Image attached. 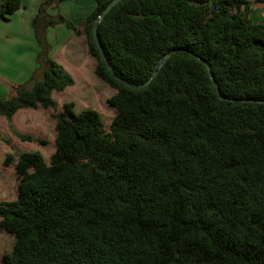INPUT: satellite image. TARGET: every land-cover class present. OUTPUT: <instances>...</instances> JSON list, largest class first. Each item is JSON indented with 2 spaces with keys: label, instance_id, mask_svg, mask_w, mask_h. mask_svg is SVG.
I'll return each mask as SVG.
<instances>
[{
  "label": "trees",
  "instance_id": "16d2710c",
  "mask_svg": "<svg viewBox=\"0 0 264 264\" xmlns=\"http://www.w3.org/2000/svg\"><path fill=\"white\" fill-rule=\"evenodd\" d=\"M46 0L33 20L40 77L11 86L0 115L57 109L53 91L75 84L50 57L47 29L64 23ZM84 23L94 74L117 92L110 133L94 110L53 114L56 152L8 154L17 199L0 202V228L14 236L3 264H264V20L239 13L264 0H94ZM22 0H2L9 20ZM173 54L160 69L158 62ZM205 60L218 83L213 85ZM227 99V100H226ZM0 140L8 143L0 131Z\"/></svg>",
  "mask_w": 264,
  "mask_h": 264
},
{
  "label": "crops",
  "instance_id": "0c3cea01",
  "mask_svg": "<svg viewBox=\"0 0 264 264\" xmlns=\"http://www.w3.org/2000/svg\"><path fill=\"white\" fill-rule=\"evenodd\" d=\"M45 2L46 0H22V8L9 20L0 18V99H7L11 95V86L30 85L35 77H40L38 64L40 45L34 33L33 20L39 7ZM95 6L94 0H67L60 3L57 8L48 9L51 16L62 15L72 22L79 32L75 33L64 23L47 29V41L51 47L50 57L61 64L75 80L74 86L62 92L53 91L54 99L57 94L60 95L77 86L78 74L90 76L94 73L96 61L89 54L86 37L82 31L87 17ZM260 15L264 17V12ZM19 111L13 116L11 122L18 132L20 130L16 127L14 118ZM1 117L3 116L0 115V119ZM4 127L5 132L0 131L3 138L9 142L11 140L4 137L6 129L10 130L7 120L4 122ZM1 145L6 147L4 141Z\"/></svg>",
  "mask_w": 264,
  "mask_h": 264
},
{
  "label": "rangeland",
  "instance_id": "374dc122",
  "mask_svg": "<svg viewBox=\"0 0 264 264\" xmlns=\"http://www.w3.org/2000/svg\"><path fill=\"white\" fill-rule=\"evenodd\" d=\"M261 12H264V5L262 4L254 5L251 11L248 12L245 9L239 11L253 23H259L264 20V17L260 15ZM76 79L78 82L76 87L56 95L54 100L58 103L59 108L44 109L39 107L38 109H23L15 116L14 123L16 122L15 125L20 130L19 132L32 135L37 141H21L14 136L11 129H6L4 137H8L11 141L5 143L6 147L1 145L3 141L0 142V202L17 199L19 181L14 165H4V160L8 154L16 157L20 153L40 152L45 162L47 164L50 163L51 157L56 152V121L52 116L64 111V103H73L76 113L87 109L98 112L101 115L105 133H110L116 110L108 104V99L114 96L117 91L96 77L94 73L90 76L80 73L76 76ZM4 122H6V119L1 117L0 130L5 132ZM13 247L14 236L0 228V264H3L2 258L5 254L13 252Z\"/></svg>",
  "mask_w": 264,
  "mask_h": 264
},
{
  "label": "water",
  "instance_id": "95a60500",
  "mask_svg": "<svg viewBox=\"0 0 264 264\" xmlns=\"http://www.w3.org/2000/svg\"><path fill=\"white\" fill-rule=\"evenodd\" d=\"M123 0H112L108 6L106 7V9L102 12L101 15H99L94 24H93V38L95 40V43L97 44L99 50H100V53L106 63V65L108 66L109 70L111 71L112 75L115 77V79H117L118 81L120 82H123L124 84H126L127 86L131 87V88H135V89H138V88H145V87H148L150 85V83L153 81V79L156 77L157 75V71L154 72L153 76L148 80L146 81L144 84H131V83H128V82H124L123 79H121L120 77H118L116 75V73L113 71V69L110 67V65L108 64V61L106 59V55L104 53V50L99 42V38H98V26L100 24V22L105 18V16L117 5L119 4L120 2H122ZM179 51H183L182 49H176V50H171L170 52H168L157 64V68L160 69L164 66V64L166 63V61L173 55L175 54L176 52H179ZM191 55L195 56L198 60H200L207 68V71L209 73V76H210V79L213 83V85L215 86L217 92H219V86H218V83L215 81L214 79V76L211 72V66L203 59H201L200 57H197L196 55H194L192 52H189ZM227 100V99H226ZM232 102H245V103H259V104H264V100H256V99H248V100H232Z\"/></svg>",
  "mask_w": 264,
  "mask_h": 264
}]
</instances>
